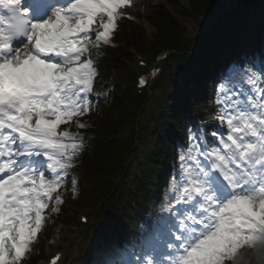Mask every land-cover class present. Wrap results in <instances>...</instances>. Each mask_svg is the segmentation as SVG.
I'll list each match as a JSON object with an SVG mask.
<instances>
[{
    "label": "snow or ice",
    "instance_id": "1",
    "mask_svg": "<svg viewBox=\"0 0 264 264\" xmlns=\"http://www.w3.org/2000/svg\"><path fill=\"white\" fill-rule=\"evenodd\" d=\"M132 2L54 0L45 12L32 0H0V264H26L46 212L59 213L83 150L71 129L92 112L98 73L88 57L131 19ZM228 80L216 93L215 143L190 131L170 177L169 238L136 264H227L264 236V73L241 65ZM77 184L72 177L74 194Z\"/></svg>",
    "mask_w": 264,
    "mask_h": 264
},
{
    "label": "trees",
    "instance_id": "2",
    "mask_svg": "<svg viewBox=\"0 0 264 264\" xmlns=\"http://www.w3.org/2000/svg\"><path fill=\"white\" fill-rule=\"evenodd\" d=\"M213 1L214 0H187V4H183L180 0H169L176 14L172 13L167 6L163 4L152 9L148 16L149 21L155 27L152 33L147 34L145 28L141 24L130 19H124L120 21L118 30L113 33L114 40L119 43L118 47L109 48L101 44L99 48L92 50L88 58L94 61V66L98 70L97 78L99 81L114 79L118 83L115 90V102L110 108H106L102 105L99 115L93 112L88 115V118L91 120L88 121V124L96 131L97 139L92 141L93 145L91 150L83 153L84 161L83 164L80 165V180H83L81 196L73 203V206L68 204L62 206L61 216H58L59 219L63 218L69 220L73 216L74 208L84 206L85 201L90 198L93 192L96 174L100 170L105 169V167H108V161L114 162L117 157H122L124 160L130 158L131 153L129 150L123 153L117 151V145L107 137L115 133L114 131L123 122L128 108L133 104L131 89L127 87V82L131 79L132 72L123 61L124 58L131 59L126 46L132 44L137 49L156 52L169 45L177 44L180 40V33L184 31L182 20L196 13L201 14ZM260 2H264V0H246L248 8L245 9V13L249 19L252 20L256 17L254 8L256 4ZM263 8V6L258 7V9ZM200 73L202 76L198 78L200 79L199 86L202 89V93L200 95L194 94L195 105L204 113V116L213 117L218 113L219 108L214 103L212 97V79L203 71ZM203 80H206V83H204ZM190 85L194 88L198 86L194 83ZM161 95L165 96L167 92L163 91ZM114 108L122 109L121 117L117 121L111 119L112 110ZM163 110L166 119L169 120L167 125L170 127V131L175 130L178 132L181 130L180 116L177 113L172 115L170 111L166 109L165 104H163ZM144 119L147 127L145 131V152L146 154H153L163 162L158 166L160 176L157 178V187L160 191L163 175L167 178L166 174H163L164 167L173 156V151H162L163 147L158 143L157 136L149 128L150 117L147 111L145 112ZM166 141L172 144L169 136ZM143 163L147 171H151L153 168L157 169V167L154 166L155 164L153 162H148L146 158H143ZM131 165L132 170L138 173V166L132 159ZM132 178H134V176H132ZM47 227L46 224L45 229H47ZM41 246L42 240L40 238L39 242L35 244L31 258L26 261V264H35V259L43 255ZM241 256L242 258L252 260L249 254L246 255L242 253ZM261 256V262L264 263V255ZM241 264H244V262L242 261Z\"/></svg>",
    "mask_w": 264,
    "mask_h": 264
},
{
    "label": "rangeland",
    "instance_id": "3",
    "mask_svg": "<svg viewBox=\"0 0 264 264\" xmlns=\"http://www.w3.org/2000/svg\"><path fill=\"white\" fill-rule=\"evenodd\" d=\"M149 1V2H148ZM157 1H162V0H143L141 2H135L133 3L129 8H126L125 11L128 13V14H131L134 16V14L138 11H142L143 13H146L148 14L149 13V10L150 8L152 7V5L157 2ZM193 26L194 25V20H187L186 21V26H187V33L189 34L190 31V26ZM195 26V25H194ZM193 26V28L191 29V33H192V30L195 28ZM146 27L148 29H150V27L146 24Z\"/></svg>",
    "mask_w": 264,
    "mask_h": 264
},
{
    "label": "bare ground",
    "instance_id": "4",
    "mask_svg": "<svg viewBox=\"0 0 264 264\" xmlns=\"http://www.w3.org/2000/svg\"><path fill=\"white\" fill-rule=\"evenodd\" d=\"M148 2H149V1H148ZM192 28H193V26L191 25L189 31H191Z\"/></svg>",
    "mask_w": 264,
    "mask_h": 264
}]
</instances>
